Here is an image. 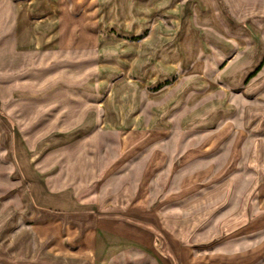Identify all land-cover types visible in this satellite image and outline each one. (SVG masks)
Segmentation results:
<instances>
[{
    "label": "crops",
    "instance_id": "1",
    "mask_svg": "<svg viewBox=\"0 0 264 264\" xmlns=\"http://www.w3.org/2000/svg\"><path fill=\"white\" fill-rule=\"evenodd\" d=\"M205 135L182 153L207 162L190 190L255 184L220 222L184 224L220 237L169 242L182 202L152 209L150 182L173 142ZM262 150L264 0H0V264H264ZM135 165V190L104 199Z\"/></svg>",
    "mask_w": 264,
    "mask_h": 264
},
{
    "label": "rangeland",
    "instance_id": "2",
    "mask_svg": "<svg viewBox=\"0 0 264 264\" xmlns=\"http://www.w3.org/2000/svg\"><path fill=\"white\" fill-rule=\"evenodd\" d=\"M253 1V0H250ZM220 2H224V0H220ZM187 29L189 28L188 26L186 27ZM183 46H191L190 43L185 42L183 43ZM217 54H203L200 55L198 60L203 62V63H212V62H221V59L218 58L216 56ZM183 56L185 57V54H183ZM220 66V65H219ZM210 74H213L215 72H217V70H215V68L213 66H210V69L208 71ZM189 74L188 72H186L184 70V72L182 73L181 77L183 79H185L186 77H188ZM72 89V88H71ZM261 108V105H259ZM262 110V108H261ZM184 142L183 146L181 147L182 149H178L175 147V143L173 142L172 148H170L169 153L167 155L168 160H169V166L165 169H162L160 172H156L154 174V176L152 177V181L150 182V187H151V195L149 197V202L151 204V208H160L162 206L165 205H170V207H175L178 206L180 202H182L181 204V208L184 209V214H182V219L184 221V223L182 224H178V229H176L175 227V223L173 224V222H171V228H169L170 230H167L166 233H164V237L170 242V236H172V232H176L175 234H187L188 232L191 233L190 235H192L193 237L196 236H200L203 238H208V237H213V236H221L222 235V230H218L214 227L213 223H217L220 222L218 221V219L220 218V216L222 217L223 215V205L225 204V202L227 203V206L229 207H237L240 206L242 203L239 202L240 201V197L238 196V192L239 190H250L253 189V186L255 184V178L254 175H250L249 173L247 175H245L244 173L240 175V179L241 181L237 180L238 179V175L235 177V180L226 184V186H220V188L218 189L220 192H222L223 190L227 191L229 189H231L233 192L236 191V194L233 195L232 194V198L227 199L226 201H223V198L221 196H219L220 198H217L218 195L217 193H213V186H210L209 183H203L201 185V188L196 189V187L194 188L195 190H190V187L188 185V183L185 182V177L190 174L191 172H193L194 170H196L198 167H202L203 165H206L207 162L205 159H203L200 163H198L196 166H186L187 162L189 159H186V157H184L185 155H182V153L186 154L187 152L189 153L190 151H186L188 148L194 146V145H203L205 144L206 141V135L202 136L200 138H186L183 139ZM110 144L114 145V142H107V146H110ZM179 145V144H178ZM184 147V148H183ZM259 152V156H262L264 158V150L262 151H257ZM111 152H109L110 154ZM187 153V154H188ZM255 153L254 150L252 151H248L246 153V155H244V157H246L249 161L250 156H253V154ZM186 154V155H187ZM220 156H218L217 161L219 164H221L222 158H220ZM186 166V167H185ZM88 168H92V167H88ZM104 166H96L95 170H98V172H96L95 176L97 177L94 181L96 182V185H104L106 184L107 186L105 187V189H101L99 190V192H101V194H104V199H108L109 196L111 194H117L119 191H121L124 188H128L130 191H134L135 190V185L137 184V179L138 176L141 173L142 170V166H136L134 167L133 174L129 176V180H125V178L118 180V177L115 176V179L112 183L109 182V180H107V182L105 183V179L107 177L106 173L104 175ZM121 181V182H120ZM124 181V182H123ZM91 183V182H90ZM215 189H217V187H215ZM186 190H190L185 192ZM208 191L211 192L208 195ZM196 195H194L193 193H196ZM219 193V192H218ZM170 196L169 195H172ZM199 194V195H198ZM247 200L249 201V198H247ZM253 200V199H251ZM242 201V199H241ZM228 209V208H227ZM225 209L224 212L227 210ZM171 215L172 217L175 216L174 214V208H172L171 210ZM214 211H220L218 213V215H214ZM182 212V213H183ZM215 217L213 219V225L210 226L209 228H204V229H200V230H186V226L184 225L186 223V225L188 226L190 223V219L194 218L195 221L197 219L200 220H206L208 218H212ZM174 219V218H172ZM174 221V220H171ZM136 261H139V264H143L141 262V259H135Z\"/></svg>",
    "mask_w": 264,
    "mask_h": 264
}]
</instances>
